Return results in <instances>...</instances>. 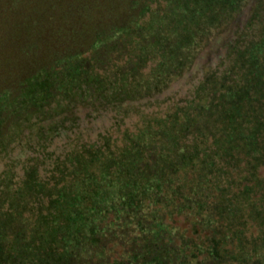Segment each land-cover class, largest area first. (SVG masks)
<instances>
[{
	"label": "rangeland",
	"instance_id": "374dc122",
	"mask_svg": "<svg viewBox=\"0 0 264 264\" xmlns=\"http://www.w3.org/2000/svg\"><path fill=\"white\" fill-rule=\"evenodd\" d=\"M263 58L264 0H0V264H99L127 215L179 245L220 187L239 221L214 210L183 264H264V159L218 138Z\"/></svg>",
	"mask_w": 264,
	"mask_h": 264
},
{
	"label": "trees",
	"instance_id": "16d2710c",
	"mask_svg": "<svg viewBox=\"0 0 264 264\" xmlns=\"http://www.w3.org/2000/svg\"><path fill=\"white\" fill-rule=\"evenodd\" d=\"M112 49L113 48L111 47V50L109 51L112 52ZM263 61H264V58H263ZM263 61L262 62L260 61L258 63L261 65L260 67L261 69L264 68ZM258 64H256L255 67ZM252 65H254V63H252ZM81 70H82V67H81ZM83 70L84 72H86L84 68ZM250 70L251 72L253 71V69H250ZM258 77L259 76L255 74L253 77L254 80L252 82L250 81V85L248 87V92H247L248 99H252L254 101L253 102L252 100H250L252 101V104H250L251 108L246 109L241 112L240 119L239 120L237 119L236 123H234L232 125V128H230V131L233 130L230 138H226V136L224 135L218 138H220L221 142H223L222 144H219L222 150H229V149L231 150L233 147L232 143H234L236 150L241 151V152L243 151L247 152L248 149L252 150L253 155H254L253 159H256V160L259 159L262 162V160L264 159V154H263V151H264V115H262V118H263L262 121L259 120L258 116L261 118V114L264 113V90H262L258 86V84L264 83V81L257 80ZM251 91H253L256 95L254 94L252 95L253 92ZM234 97L232 98L233 103L229 108H231L234 105L235 106L241 105L239 103V98L236 99L237 97L236 95ZM223 134H227V133H223ZM249 167L252 171H254L253 176L256 179L255 182L260 183L261 181L259 180L258 176H256V173L259 168H256L257 166H249ZM249 189H250V186H244L243 188L239 189V192L237 194L238 195L240 194L243 196V194H247L249 192ZM217 191L219 192V196H218V199L214 200L213 204L211 203L207 204V202H204L203 200L197 201V199H193V201L196 202L195 203L196 209L200 211V215L202 216V218L198 220V224H193L191 228L192 235L187 236L186 240L182 239V243H180L179 245H177L175 240L173 238H170L171 235H169L168 232L165 231L166 226L161 219H157L153 215L146 214L147 217H145V216H142V214H139V215L137 214L136 217H133L131 215L126 216V220L124 221L125 222L124 224H126L127 226L124 228V231L125 232L127 231L129 232L130 230L131 231L129 232V236H127V234L125 233L123 235L121 233H118L120 236L124 237V239L122 240L118 239L114 242L115 244L113 247H118V248L116 249L112 247L109 248V246H107L106 242L108 241V235H106V233L105 235L101 237L100 246L98 247L102 248L103 250L106 249L107 253L111 251L113 255L111 254L110 256L115 257V254H118L122 256L128 255L131 258V259H127L128 261L126 262L121 259L117 260L116 258L114 261L115 264H143V263L147 264L152 261L155 255H159V254H161L160 257H162L163 260L166 261L167 264H177V263L179 264V262L183 264V262H186V260L189 262L190 261L189 259L187 258L185 259V255L189 257L186 251H188L187 249H189L190 247L188 245L186 246L185 243L188 241H192V239H194L193 235H195L197 232L203 231L207 228H210L211 231L217 230V232H219L218 228L216 229L215 227H213V224H212L216 222L214 218V214H213L214 210L221 211L223 216L227 215L228 217L231 216V217L238 218L237 220L239 221V216H237V213L236 214L231 213L233 209H232V206L228 202L230 199L228 200L226 198L227 194L224 192L221 193V191H223L221 187ZM260 207L264 208V200H263V204L262 203L260 204ZM239 208L242 213L241 216L246 215L248 217H253L255 214H258L257 209L254 212L248 211L246 213L244 212V209L242 206L241 207L239 206L238 209ZM207 209H211V213L204 215V210L207 211ZM140 211L141 209L138 210L139 213ZM262 211L264 212V210ZM263 215L264 214L260 215L263 218L262 221H264ZM146 219L149 222H146ZM131 226L132 228L128 229ZM118 228H121V227L120 226L117 227L115 229V232L117 231ZM237 232H238L237 230L236 231L234 230L232 231V234H229L227 236L224 232L225 240L222 243H219L218 241H216V237L218 235L213 232L212 237H211L213 241L211 245L209 246V249H211L212 252L216 254L215 246L219 248L220 246H227L228 243H230L229 245L233 247L236 241H238L236 240V238L238 239L242 238L239 236ZM242 235L245 236L244 233H242ZM228 236H230V238L233 237L235 240L233 239L232 242H227L226 238ZM231 247L230 249H228V251L229 250L231 251ZM96 250H98V248ZM165 253L167 254V257L164 256ZM216 255L217 256L213 259H217V260H220V258L224 259V257L222 256V253L221 254L217 253ZM110 256L109 254L105 256L99 264H107L108 258H110ZM86 263L90 264V262H84V261L82 264H86Z\"/></svg>",
	"mask_w": 264,
	"mask_h": 264
}]
</instances>
